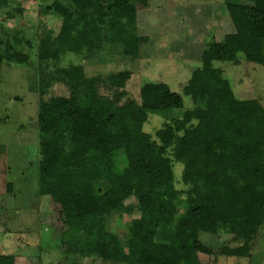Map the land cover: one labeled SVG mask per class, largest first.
Here are the masks:
<instances>
[{
  "label": "trees",
  "instance_id": "trees-1",
  "mask_svg": "<svg viewBox=\"0 0 264 264\" xmlns=\"http://www.w3.org/2000/svg\"><path fill=\"white\" fill-rule=\"evenodd\" d=\"M25 1L0 0V20L3 12L9 19L15 17L12 11L24 12ZM140 1L44 2V12H53L62 23L54 39L59 48L40 59L81 52L82 25L75 24L85 16H126L138 10ZM219 9L233 24L243 59L264 67V0H227ZM51 40L43 37L45 47ZM21 44L19 37L10 42L0 35V69L29 63V55L18 49ZM232 44L229 35L205 41L209 54L227 53ZM224 75L213 60L194 69L183 88L192 100L185 109L182 95L162 82L145 84L139 100L121 104L129 71L89 77L82 66L58 68L57 80L69 95L40 102L37 168L41 194L61 208L63 221L56 228L61 264L70 258L92 264H201L199 254H212L207 236L247 241L259 236L264 227V106L238 96ZM151 115L163 124L147 132ZM131 199L140 217L129 223L123 242L107 222L115 212L132 214ZM5 215L0 210V218ZM11 260L7 256L3 264Z\"/></svg>",
  "mask_w": 264,
  "mask_h": 264
},
{
  "label": "rangeland",
  "instance_id": "rangeland-1",
  "mask_svg": "<svg viewBox=\"0 0 264 264\" xmlns=\"http://www.w3.org/2000/svg\"><path fill=\"white\" fill-rule=\"evenodd\" d=\"M52 1H25L24 12L12 11L13 19L7 18L6 12L1 14L0 35L10 42L21 38L18 49L30 60L27 65L4 64L0 69V210H6L5 217L0 218H6L5 224H0V255H4L0 264L7 256L17 255L23 264L63 262L58 237L61 208L51 196L41 194L37 168L40 102L69 95L57 80L59 67L82 66L89 77L129 71L127 95L121 104L139 100L140 90L147 83H166L182 95L187 109L192 107V100L183 94L184 86L194 69L213 60L238 96L258 99L264 106V67L243 59L233 24L219 9L227 0H141L138 10L126 16H85L75 24L82 25V51L43 61L41 55H52L59 48L54 39L62 18L44 12L43 7L44 2L50 5ZM46 34L52 39L47 47L43 43ZM226 35L233 41L230 50L209 54L205 41L212 36L221 40ZM161 124L159 116L151 115L146 131L154 132ZM175 171L179 179L181 167ZM178 187L182 185L178 183ZM127 204L132 205V214L115 212L107 222L108 229L123 242L129 223L140 217L135 200ZM204 242L212 254H199L201 264H264V227L250 241L222 235L207 236ZM63 264L92 262L78 263V258H70Z\"/></svg>",
  "mask_w": 264,
  "mask_h": 264
},
{
  "label": "crops",
  "instance_id": "crops-1",
  "mask_svg": "<svg viewBox=\"0 0 264 264\" xmlns=\"http://www.w3.org/2000/svg\"><path fill=\"white\" fill-rule=\"evenodd\" d=\"M8 264H23L21 256L17 255V256L12 257V260L10 262L8 261Z\"/></svg>",
  "mask_w": 264,
  "mask_h": 264
}]
</instances>
